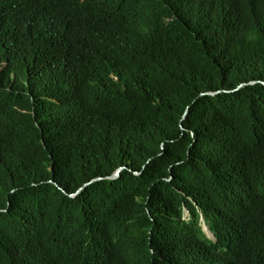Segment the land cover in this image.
I'll return each mask as SVG.
<instances>
[{
	"label": "trees",
	"instance_id": "obj_1",
	"mask_svg": "<svg viewBox=\"0 0 264 264\" xmlns=\"http://www.w3.org/2000/svg\"><path fill=\"white\" fill-rule=\"evenodd\" d=\"M0 264H264V0H0Z\"/></svg>",
	"mask_w": 264,
	"mask_h": 264
},
{
	"label": "clouds",
	"instance_id": "obj_2",
	"mask_svg": "<svg viewBox=\"0 0 264 264\" xmlns=\"http://www.w3.org/2000/svg\"><path fill=\"white\" fill-rule=\"evenodd\" d=\"M120 171V170H119ZM119 171H118V173H119ZM110 179H111V177H110ZM81 191V190H80ZM72 197L73 196H75V195H71ZM202 221H203V219H201ZM203 223H204V221H203ZM200 226H201V223H200ZM202 228V227H201ZM207 230V231H206ZM202 231H203V233L206 235V237L208 238V239H212L213 237H212V235L210 234V232L208 231V229H207V227L205 226V223H204V228H202ZM207 235H210V237H208Z\"/></svg>",
	"mask_w": 264,
	"mask_h": 264
},
{
	"label": "rangeland",
	"instance_id": "obj_3",
	"mask_svg": "<svg viewBox=\"0 0 264 264\" xmlns=\"http://www.w3.org/2000/svg\"><path fill=\"white\" fill-rule=\"evenodd\" d=\"M184 219H189L190 218V215L188 214V212L186 210H184ZM200 223H201V227L204 228V223L202 220H200ZM209 237V235H207Z\"/></svg>",
	"mask_w": 264,
	"mask_h": 264
},
{
	"label": "water",
	"instance_id": "obj_4",
	"mask_svg": "<svg viewBox=\"0 0 264 264\" xmlns=\"http://www.w3.org/2000/svg\"><path fill=\"white\" fill-rule=\"evenodd\" d=\"M117 177H118V171L111 177V179H116Z\"/></svg>",
	"mask_w": 264,
	"mask_h": 264
}]
</instances>
